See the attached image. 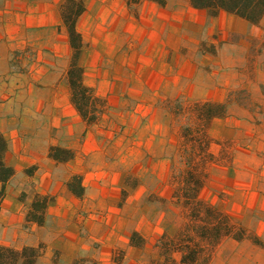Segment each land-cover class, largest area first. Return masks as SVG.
Wrapping results in <instances>:
<instances>
[{"label": "crops", "instance_id": "obj_1", "mask_svg": "<svg viewBox=\"0 0 264 264\" xmlns=\"http://www.w3.org/2000/svg\"><path fill=\"white\" fill-rule=\"evenodd\" d=\"M65 1L0 0V135L6 143L2 160L14 171L6 184L0 182V246H41L35 264H75L90 243L102 240L97 225L79 215L88 207L84 183L96 144L71 102L67 71L72 49L61 18ZM82 1L85 11L76 30L82 41L78 64L83 83L109 103L126 102L124 94L131 96L136 82L144 87L139 73L150 75V87H166L170 52L184 62L185 56L199 53L202 42L221 34L230 57L245 56L250 41L264 38V15L254 25L226 12L210 16L187 0H166L163 5L153 0ZM232 65L225 64L224 70ZM187 78L197 86L195 64ZM51 147L71 150L74 156L58 163L48 156ZM73 175L81 177L82 198L66 188ZM36 195L50 198L42 226L26 221Z\"/></svg>", "mask_w": 264, "mask_h": 264}, {"label": "rangeland", "instance_id": "obj_2", "mask_svg": "<svg viewBox=\"0 0 264 264\" xmlns=\"http://www.w3.org/2000/svg\"><path fill=\"white\" fill-rule=\"evenodd\" d=\"M225 43L214 35L184 62L170 52L166 87H150V75L139 73L145 86L136 82L131 96L125 92L126 102L88 103L99 114L88 127L96 145L84 183L88 207L79 215L97 225L102 240L90 243L75 264H102V257L115 264H150L160 236L175 233L183 216L172 199V175L185 167L180 132L196 126L197 102L223 103L227 110L209 125V150L216 158L199 196L249 231L241 242L225 239L209 264H264V249L252 241L254 235L264 244V38L250 41L245 56L230 57ZM193 64L197 86L187 78ZM133 232L144 239L142 249L130 245Z\"/></svg>", "mask_w": 264, "mask_h": 264}, {"label": "trees", "instance_id": "obj_3", "mask_svg": "<svg viewBox=\"0 0 264 264\" xmlns=\"http://www.w3.org/2000/svg\"><path fill=\"white\" fill-rule=\"evenodd\" d=\"M163 5L164 1L153 0ZM194 9L205 10L210 16L226 12L251 24H258L264 15V0H187ZM85 11L82 0H66L61 6L62 25L72 49L67 78L71 90V102L86 125L98 120L99 112L90 111L88 103L98 101L91 88L83 83V69L78 64L81 52V36L76 30V21ZM197 116L196 126L181 129V146L184 168L172 175V199L180 207L182 222L174 234L163 233L155 245L156 257L150 264H209L219 245L225 239L241 242L249 231L233 221L217 207L201 200L199 194L206 181L208 168L215 156L210 152L211 138L208 129L211 121L226 115V105L215 102H197L193 106ZM6 143L0 135V182L4 185L13 176L12 168L5 166L2 157ZM189 150V151H188ZM63 155V156H61ZM48 156L58 162L71 160L73 152L60 147H51ZM32 169L26 171L31 174ZM67 190L77 198L84 195L81 177L73 175L66 183ZM49 197L36 195L26 221L42 226ZM137 240V241H135ZM254 244L264 249V244L253 235ZM131 246L142 249L144 239L133 232ZM41 246L16 249L0 246V264H35L41 254ZM120 264V261H114Z\"/></svg>", "mask_w": 264, "mask_h": 264}]
</instances>
